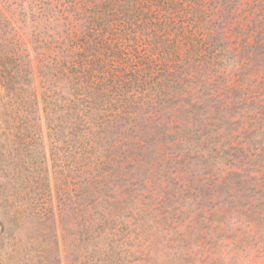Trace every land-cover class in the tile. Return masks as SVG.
Returning a JSON list of instances; mask_svg holds the SVG:
<instances>
[{"label":"trees","instance_id":"16d2710c","mask_svg":"<svg viewBox=\"0 0 264 264\" xmlns=\"http://www.w3.org/2000/svg\"><path fill=\"white\" fill-rule=\"evenodd\" d=\"M0 86V160L11 135L46 183L12 258L238 262L223 216L264 199V0H0Z\"/></svg>","mask_w":264,"mask_h":264},{"label":"rangeland","instance_id":"374dc122","mask_svg":"<svg viewBox=\"0 0 264 264\" xmlns=\"http://www.w3.org/2000/svg\"><path fill=\"white\" fill-rule=\"evenodd\" d=\"M5 25L3 28L4 35L10 38L24 35V28L22 27L21 30L15 29L13 20L9 19ZM258 79L260 77L256 78L255 74L249 75L250 88H243L239 92L249 90L248 94L257 95L259 93ZM8 99L7 93L0 86V105L7 103ZM9 139L10 141H4L3 157L0 160V264H27V256L24 250H21L14 258L11 257L10 253L14 248L19 249L30 240L28 239L30 236L28 212L31 205L44 198L43 191H45L46 183L42 179V168L40 169L37 166L32 174L27 163L15 157L17 151L21 149L24 151L23 148L27 149V146H18V144L11 143V139L13 140L11 135ZM34 177L36 178L34 179ZM54 197L57 202L60 201L59 191L54 194ZM263 201L264 199L259 200L251 197L248 200V205L251 206V209L253 208L251 211L247 212L248 209L240 208V210L235 211L236 213H228L223 216L224 220H228L230 215V222L233 221L236 224L232 229L226 230L224 234V237H234V246L239 248L240 257L236 264H264V211H261L260 206H253ZM246 202L244 199V201L242 200L236 204ZM15 205L20 207V218L18 220L20 226L14 232L12 210ZM261 212L262 214H259ZM247 219H254L252 229H246L244 223Z\"/></svg>","mask_w":264,"mask_h":264}]
</instances>
